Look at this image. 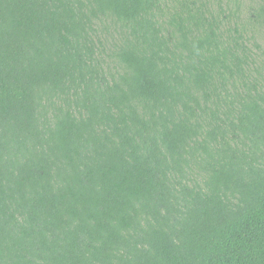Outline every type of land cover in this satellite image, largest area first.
<instances>
[{
	"label": "trees",
	"instance_id": "1",
	"mask_svg": "<svg viewBox=\"0 0 264 264\" xmlns=\"http://www.w3.org/2000/svg\"><path fill=\"white\" fill-rule=\"evenodd\" d=\"M0 264H264V0H0Z\"/></svg>",
	"mask_w": 264,
	"mask_h": 264
}]
</instances>
